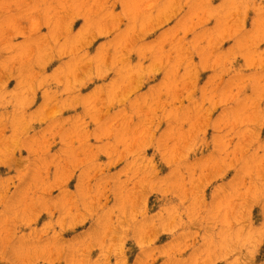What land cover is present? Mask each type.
Masks as SVG:
<instances>
[{
    "label": "rangeland",
    "instance_id": "374dc122",
    "mask_svg": "<svg viewBox=\"0 0 264 264\" xmlns=\"http://www.w3.org/2000/svg\"><path fill=\"white\" fill-rule=\"evenodd\" d=\"M237 1L0 0V264H264V0Z\"/></svg>",
    "mask_w": 264,
    "mask_h": 264
},
{
    "label": "bare ground",
    "instance_id": "6f19581e",
    "mask_svg": "<svg viewBox=\"0 0 264 264\" xmlns=\"http://www.w3.org/2000/svg\"><path fill=\"white\" fill-rule=\"evenodd\" d=\"M244 1H245V0H244ZM228 2H229V1H228ZM238 2H239V4H238V5H240V2H241V1H237V0H236V3H238ZM242 2H243V1H242ZM230 4H231V3H230ZM230 4H229V5H230ZM227 5H228V4H227Z\"/></svg>",
    "mask_w": 264,
    "mask_h": 264
}]
</instances>
